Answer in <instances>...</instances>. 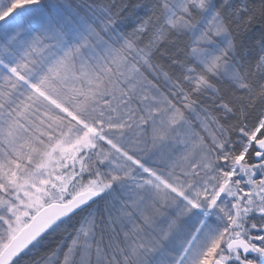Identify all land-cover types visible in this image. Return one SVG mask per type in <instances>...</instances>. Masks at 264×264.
Masks as SVG:
<instances>
[{
	"label": "snow or ice",
	"instance_id": "1",
	"mask_svg": "<svg viewBox=\"0 0 264 264\" xmlns=\"http://www.w3.org/2000/svg\"><path fill=\"white\" fill-rule=\"evenodd\" d=\"M132 7L0 0V264H264V0Z\"/></svg>",
	"mask_w": 264,
	"mask_h": 264
},
{
	"label": "rangeland",
	"instance_id": "2",
	"mask_svg": "<svg viewBox=\"0 0 264 264\" xmlns=\"http://www.w3.org/2000/svg\"><path fill=\"white\" fill-rule=\"evenodd\" d=\"M108 2V0H104ZM119 2V0H118ZM125 3L129 5V17L126 23H129L132 19L135 18L132 13H139L140 10L132 6L137 4H143L146 0H124ZM130 30V29H129ZM261 40V32L259 26L254 27L250 32L244 36V42L252 49V55L255 56L260 51L259 41ZM174 155H179L178 151L174 152ZM155 159V157H153ZM79 217L74 218L72 221H69L66 226L58 230L56 233L48 236L45 241L36 249H33L27 255L23 257L21 264H45L47 257L50 253L55 250L60 244L61 240L66 239L68 234L77 226V221ZM164 226V225H161Z\"/></svg>",
	"mask_w": 264,
	"mask_h": 264
}]
</instances>
